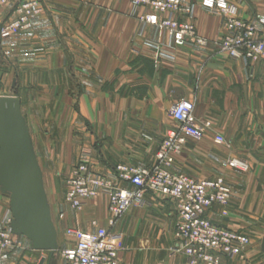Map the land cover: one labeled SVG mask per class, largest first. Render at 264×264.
I'll list each match as a JSON object with an SVG mask.
<instances>
[{"label": "crops", "instance_id": "0c3cea01", "mask_svg": "<svg viewBox=\"0 0 264 264\" xmlns=\"http://www.w3.org/2000/svg\"><path fill=\"white\" fill-rule=\"evenodd\" d=\"M18 1L0 5V97L20 99L31 135L28 95L41 91L35 87L46 93L59 91L76 109L82 136L76 166L85 162L97 171L119 165L152 168L164 141L181 130L171 110L189 99L195 102L198 125L212 126L202 140L187 142L171 167L174 173L199 181L223 177L232 187L229 161L242 158L254 165V172L264 173V61L246 64L222 51L228 24L204 10L199 0H183L184 7L193 9L190 21L182 15L175 19L191 22L208 47H178L163 28L141 25L144 9L135 7L133 0H41L45 7L41 21L31 31L3 40L2 27L15 18ZM230 1L243 19L261 26L264 40V0ZM10 76L16 77L18 90L13 92L12 78L8 94ZM57 78L63 80L60 86L47 81ZM73 94L75 98L69 96ZM218 135L225 138L224 145L215 143ZM236 181L228 215L215 205L208 218L217 226L247 234L248 223L259 219L250 209L259 196L249 194L244 181ZM66 190L67 185L61 196H49L59 239L64 237L59 250L68 246L67 229L94 232L103 227L121 236L119 264H189L185 255H171L178 221L174 200L148 195L145 206H133L111 228L106 196L76 211L66 203ZM0 218L11 228L10 202L1 192ZM28 248L9 252L1 264L45 259V252ZM221 264H264V252L261 247L260 255L252 244L242 257L222 258Z\"/></svg>", "mask_w": 264, "mask_h": 264}, {"label": "built area", "instance_id": "2783aa9c", "mask_svg": "<svg viewBox=\"0 0 264 264\" xmlns=\"http://www.w3.org/2000/svg\"><path fill=\"white\" fill-rule=\"evenodd\" d=\"M11 1L0 0V5ZM199 1L204 10L222 17L228 24L229 33L220 43L222 51L246 64L264 61L263 31L259 24L243 19L239 7L230 0ZM133 4L144 9L139 19L141 25L163 28L174 45L208 47L209 42L199 36L189 22L193 9L184 7L183 0H133ZM15 15L3 25L1 39L8 40L31 31L44 17L45 7L41 0H19ZM178 15L189 21L179 22L175 19ZM171 116L181 130L164 141L155 166L139 169L119 165L97 171L89 163L82 162L72 170L68 179L66 202L72 209L82 211L89 201L106 196L109 199V226L113 228L133 206H145L148 195H160L176 202L178 221L173 256L185 255L189 264H221L223 257H242L252 246L251 238L245 233L217 226L208 218L215 205L223 208V216L228 215L233 192L225 179L199 181L171 170L187 142L202 140L212 124L198 125L195 102L189 99L178 102L171 110ZM215 143L224 145L226 141L218 135ZM229 166L248 171V165L238 159L230 160ZM93 225L97 226V223L93 222ZM65 237L68 246L56 255L58 264H119L122 239L110 229L98 227L94 232H86L69 228ZM21 240L12 233L7 222L0 219V264L6 254L20 246Z\"/></svg>", "mask_w": 264, "mask_h": 264}, {"label": "rangeland", "instance_id": "374dc122", "mask_svg": "<svg viewBox=\"0 0 264 264\" xmlns=\"http://www.w3.org/2000/svg\"><path fill=\"white\" fill-rule=\"evenodd\" d=\"M248 1L252 2L253 0ZM12 78L14 79L16 77L10 76L8 79V85L6 86V92H8V94H10L12 90ZM47 81H51L54 84L57 82L58 86H60L59 82L63 80L57 78L49 79ZM34 89H39L41 91L31 93L27 97V106L29 108L28 120L33 134L32 137L38 161L43 171L45 188L49 199V196L59 197L64 193L65 185L68 184L67 182L72 170L76 167V152L80 142L79 139H81L82 136L80 128L76 124V109L73 104L72 106L66 104V94L59 91L57 93H46L43 91L44 88L42 87H35ZM17 90L18 84L13 92ZM69 96L75 98L74 94ZM244 151L246 153L251 154L252 152V154H254V150ZM240 161L250 166V172L246 171V173L235 169L230 170L229 173L232 177L231 183L233 185L231 189L234 194L236 191V180L238 179L239 182L242 180L244 183L248 184L247 192H249V194L254 193L259 196L256 204L250 207V209L253 208L252 212L256 213V217H259V219L248 223L247 226L250 228V233H247V235L251 236L249 237L252 238L251 241L253 246L256 247L257 252L261 255L262 240L264 237V173L254 172L251 168L254 165L250 164L246 158H242ZM257 164L263 165L261 161ZM67 191L68 185L66 195ZM4 197L6 201L10 202V199L7 196ZM21 239L20 246L11 251L20 249V251L27 252L29 249L28 247H32L31 242L26 238L21 237ZM59 240H64V237H60ZM45 253L47 254L45 255L46 264V258L48 259L49 254L47 252ZM36 255L39 257L41 253H36ZM49 259L48 264H50ZM54 259L58 261L56 255ZM38 260L39 258H37L33 264H40V261L38 262Z\"/></svg>", "mask_w": 264, "mask_h": 264}, {"label": "water", "instance_id": "95a60500", "mask_svg": "<svg viewBox=\"0 0 264 264\" xmlns=\"http://www.w3.org/2000/svg\"><path fill=\"white\" fill-rule=\"evenodd\" d=\"M16 86L14 79L13 89ZM0 192L10 199L12 233L31 242L34 251L47 252L49 263L57 264L59 235L33 137L15 95L0 97Z\"/></svg>", "mask_w": 264, "mask_h": 264}]
</instances>
